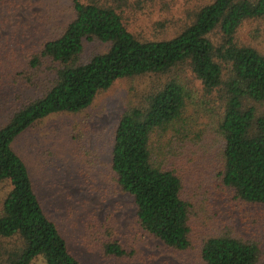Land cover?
<instances>
[{
	"label": "trees",
	"instance_id": "1",
	"mask_svg": "<svg viewBox=\"0 0 264 264\" xmlns=\"http://www.w3.org/2000/svg\"><path fill=\"white\" fill-rule=\"evenodd\" d=\"M128 3L72 0L74 20L32 56L33 68L45 60L59 67L40 98L0 124V184L11 185L0 209V264H84L46 213L15 143L47 118L87 110L116 82L147 75L171 77L121 116L111 161L117 185L134 199L142 229L179 252L193 247L201 212L197 191L186 193V161L194 162L185 151L210 127L224 144L214 184L218 194L258 224L264 209V53L237 36L246 21L264 19V0H206L167 40L132 33ZM95 40L108 44V51L81 63L85 44ZM185 68L201 82L203 99L184 84ZM238 223L243 227L241 218H230L201 238L205 264H264L259 240L237 229ZM204 225L210 229L208 221ZM103 248L110 257L128 255L118 241Z\"/></svg>",
	"mask_w": 264,
	"mask_h": 264
},
{
	"label": "rangeland",
	"instance_id": "2",
	"mask_svg": "<svg viewBox=\"0 0 264 264\" xmlns=\"http://www.w3.org/2000/svg\"><path fill=\"white\" fill-rule=\"evenodd\" d=\"M205 1L129 0L127 25L141 39H172ZM72 7V0H4L0 4V124L52 86L59 66L45 60L33 68L32 56L61 36L75 18ZM237 37L264 53V19L246 21ZM108 49L109 45L100 41L87 42L81 63ZM185 69L181 74L184 84L196 98L203 99L201 82ZM167 79L147 75L118 81L100 93L87 110L47 118L15 143L46 213L84 264H205L201 238L235 217L241 218L243 225L238 223L237 229L257 238L264 252V209L256 217L257 224L252 215L241 214L238 205L224 204L214 185L224 144L211 127L201 142L189 143L192 147L185 151L187 160L194 162L186 161V193L189 196L197 191L195 204L203 214L197 217L193 247L184 252L169 248L137 222L134 199L117 185L111 170L115 134L124 112ZM199 175L203 176L201 182ZM10 190L9 182L0 184V209ZM207 221L210 229L204 225ZM114 241L123 246L126 257L105 254L103 244ZM34 264L45 262L39 259Z\"/></svg>",
	"mask_w": 264,
	"mask_h": 264
}]
</instances>
